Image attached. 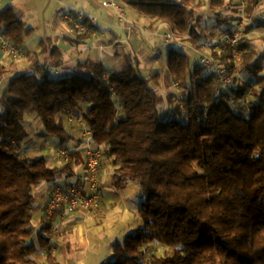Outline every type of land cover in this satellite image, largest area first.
<instances>
[{
  "label": "trees",
  "instance_id": "obj_1",
  "mask_svg": "<svg viewBox=\"0 0 264 264\" xmlns=\"http://www.w3.org/2000/svg\"><path fill=\"white\" fill-rule=\"evenodd\" d=\"M121 1L191 43L201 37L190 21L197 18L191 7L198 0ZM231 2L208 5L216 13L228 3L236 6ZM245 2L250 11L258 0ZM255 30L264 36V27ZM0 31L18 49L32 33L10 8L0 11ZM249 35L239 45L240 63L225 52L213 53L230 75H243L218 95L213 75L197 60L167 50L165 77L181 92L173 115H162L155 87L161 74L143 76L128 55L119 70L105 71L86 59L65 74L50 75L34 63L31 73L11 77L0 91V264H36L34 191L73 175L77 164L75 158L53 166L46 157L23 155L24 116L35 114L43 132L62 145L68 136L60 117L66 110L79 113L94 143L105 149L115 168L112 183L138 185L142 227L114 247L106 264H264V50L258 54ZM53 64L60 65L58 56ZM5 74L0 66V90ZM50 221L38 240L47 264H58L51 256ZM152 244L171 253L147 256Z\"/></svg>",
  "mask_w": 264,
  "mask_h": 264
},
{
  "label": "crops",
  "instance_id": "obj_2",
  "mask_svg": "<svg viewBox=\"0 0 264 264\" xmlns=\"http://www.w3.org/2000/svg\"><path fill=\"white\" fill-rule=\"evenodd\" d=\"M100 2L101 0H0V11L12 9L26 27L32 29L31 35L25 38L24 56L21 59L5 58L0 53V66L6 71L1 81V87L13 76L31 73L34 63L43 65L45 69L47 67L56 68L60 74H65L70 72L77 63L90 59L101 63L105 71H110L119 70L128 55L134 58L142 73V70L153 69L160 63L157 57L156 40L160 39L167 46V50L173 47L182 51L183 43L178 46L173 41L167 43L162 39L159 29L165 27V24L159 23L155 18L145 17L122 2L125 19L120 20L115 12L103 8ZM254 7L264 9V0H258ZM74 10L82 11L88 17L96 19L95 24L91 26V32L74 37L70 24L64 18ZM39 15H41V20L38 22ZM37 24L40 26L38 27ZM213 31L214 28H209L210 33ZM258 32L262 31L254 30L249 36ZM28 40H32L30 46H27ZM53 48H57L59 53H52ZM185 53L190 55L188 52ZM57 56L60 59L58 68L53 64ZM163 78H160L159 83L164 80ZM85 108L84 105L82 110L85 111ZM74 115L76 114L71 115L66 110L60 117L71 141L77 136V125L74 122L70 123L69 117H81V115ZM70 142L66 144L68 145ZM75 158L77 161L75 168L79 171L82 162L79 152L74 154V160ZM55 162L58 161L54 158L49 159L50 165H55ZM103 171L105 185L100 192V202L90 214L54 215L50 219H45L43 209L49 198L48 186L44 183L35 189L31 228L33 243L37 244L32 257L36 264H47V253L42 249L38 240L40 233L44 237L46 235V231H42V229L45 228L47 220H51L49 232L50 243L53 245L51 256L56 259L58 264H62L65 258L82 254L83 245H85L83 242L85 236L82 233L84 221L92 224V219L97 217L101 223L106 222V215L102 211L105 204L111 201L107 198L109 197L106 194L107 191L112 189V191L118 192L128 187L130 192H134L137 188L131 182L117 187L112 183V178L107 174L106 169ZM64 178L66 177H60L57 180ZM124 199L127 200V196H124ZM135 202L136 205L132 212L138 211L140 207L139 202Z\"/></svg>",
  "mask_w": 264,
  "mask_h": 264
},
{
  "label": "built area",
  "instance_id": "obj_3",
  "mask_svg": "<svg viewBox=\"0 0 264 264\" xmlns=\"http://www.w3.org/2000/svg\"><path fill=\"white\" fill-rule=\"evenodd\" d=\"M234 1V2H233ZM235 6V13L232 19L222 26L217 36L205 42L197 40L196 47L197 62L201 67L208 70L214 77V92L220 94L222 89L232 84L233 77L242 79L243 75L234 71L233 75L228 73L224 64L213 57V53L225 52L229 54L233 63L238 64L241 61L243 51L239 48L240 43L249 34H252L255 28L264 27V11L256 7L250 11L246 8L245 0H232ZM101 6L117 14L120 20L125 19L121 0H101ZM64 18L70 24L74 37L83 36L91 32V26L96 22L95 18H90L82 11L74 10ZM166 31L162 34L165 42H175L176 45L187 41V37L180 38L175 35L170 26L166 25ZM251 30L246 33V29ZM0 53L2 57L19 60L24 56L23 49L16 48L0 31ZM46 71L50 75H59V71L53 67H47ZM106 79V76L104 77ZM172 88L175 94L180 92L179 85L172 82ZM249 96H246L245 101ZM182 113L185 109L181 107ZM70 123L76 121L77 140L75 145L69 144L60 148L56 154L58 163L67 164L74 160V153L81 155L80 170L74 168V174L67 176L60 181L47 184L49 198L45 207V215L50 219L54 215H74L89 214L94 211L100 202V192L104 185V171L101 168L104 159L103 147L94 143L93 133L86 128L82 118L70 116Z\"/></svg>",
  "mask_w": 264,
  "mask_h": 264
},
{
  "label": "rangeland",
  "instance_id": "obj_4",
  "mask_svg": "<svg viewBox=\"0 0 264 264\" xmlns=\"http://www.w3.org/2000/svg\"><path fill=\"white\" fill-rule=\"evenodd\" d=\"M191 9L193 11V16L197 18H191L190 21L197 25L201 36L199 40L205 42H209L213 37H216L222 26L229 22L235 13V6H229V3L215 13L209 8L208 0H198V4L191 7ZM259 10L264 11L263 8ZM37 20L38 22L41 20V15L37 17ZM39 24H37L38 27L40 26ZM211 27L214 28V31L210 33L209 28ZM159 30L161 34H164L166 28L162 27ZM262 35V32H258L257 34H253L252 38H250L252 39L251 46L258 52V54H261V51L264 50V36ZM31 41L32 40H28L27 46H30L29 44H31ZM156 44L158 51L157 57L159 58L158 61L160 63L153 69L142 70V75L148 77L151 73H160L161 79L164 77V80L154 86L156 87L158 94L162 97V115H173L174 104L177 102L174 97L180 96L181 92L175 94L172 88V83L167 77H165L167 46H165L160 39L156 40ZM183 44L182 51L188 52L193 59H197L195 44L189 41H185ZM2 89L3 87L0 91H2ZM77 115L80 114L78 113ZM74 123L75 125H78L76 121H74ZM23 125L28 134V139L20 147V151L26 157L35 158L37 156H43L48 158V160L50 158L57 160L56 154L58 150L65 147L67 145L66 143L71 141L68 137L66 142L61 145L57 138L45 134L41 122L35 114L27 112L24 116ZM76 140L77 138H72V141L68 143V145H75V143H77ZM61 165V163L55 162V165L53 166ZM101 168L106 169L109 176L115 173V168L106 157L102 160ZM132 183L137 187L134 192H130L128 187L124 190H119L118 192L112 191V189H110L111 191H107L106 194L109 196L107 198L111 201L110 203L105 204L102 211V213L106 215V222L101 223L97 217L92 219V224L84 221L82 225V233L86 239L84 238L83 240L85 245H83L84 249L82 250V254L74 255L67 259L65 258V260L62 261V264H106L112 259V250L114 247L121 244L128 234L133 233L136 229L142 227L138 211L132 212L136 205L135 201H138L139 203L141 202V200L137 198L138 185L136 182ZM124 196H127V200L124 199ZM35 247H37V244H35ZM145 252L147 256H161L163 254L171 253L170 249H167L160 244H152L148 246L145 249Z\"/></svg>",
  "mask_w": 264,
  "mask_h": 264
}]
</instances>
